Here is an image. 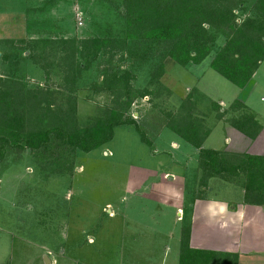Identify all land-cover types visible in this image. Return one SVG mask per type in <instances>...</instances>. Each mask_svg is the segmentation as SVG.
Returning a JSON list of instances; mask_svg holds the SVG:
<instances>
[{"label":"rangeland","instance_id":"1","mask_svg":"<svg viewBox=\"0 0 264 264\" xmlns=\"http://www.w3.org/2000/svg\"><path fill=\"white\" fill-rule=\"evenodd\" d=\"M255 1L242 0L237 23L256 16ZM123 7L124 0H0L3 79L41 89L40 98L53 99L54 110L67 108V99L74 97L81 127L121 108L116 92L106 86L113 75L128 73L134 90L142 94L124 110L136 124L117 127L112 141L92 152L33 151L14 142L6 147L0 159V264H73L71 259L119 264V249H114L120 248L122 233H132L135 226L141 228L143 250L157 251L160 264H176L182 240L190 241L188 222L195 202L199 207L203 201L224 202L228 213L243 201L244 176L212 178L201 186L198 150L171 127L192 121L209 132L205 149L264 156V62L239 89L210 66L225 37L217 38L212 54L199 65H176L158 46L144 55L137 43L115 42L125 39ZM92 38L110 42L88 65L81 61L76 79L69 66L67 71L59 67V45L53 50L54 66L46 65L51 59L34 65L26 52L18 71L11 72L2 59L16 52L20 41L68 39L78 51ZM6 40L14 42L3 44ZM64 48L68 51L70 45ZM243 114L261 125L255 139L232 126ZM183 184L191 206L186 203L181 219L174 205Z\"/></svg>","mask_w":264,"mask_h":264},{"label":"trees","instance_id":"2","mask_svg":"<svg viewBox=\"0 0 264 264\" xmlns=\"http://www.w3.org/2000/svg\"><path fill=\"white\" fill-rule=\"evenodd\" d=\"M241 5L242 0H124L125 39L115 42L137 43V47L144 49V55L158 46L171 62L185 67L202 63L212 54L217 38L225 37L224 45L210 66L234 86L244 89L264 62V0L255 1V17L237 23L236 10ZM13 42L6 40L3 44ZM109 42L101 38L84 40L77 51L75 41L68 39L20 41L17 51L5 53L2 59L5 64H10L11 72L18 71L23 59L21 53L26 52L34 65L51 59L46 65L54 66L53 50L59 45V53L63 56L59 67L67 71L66 66H69L76 79L83 67L81 61L86 62L84 66L88 65V59L107 48ZM66 45H70L68 51L64 48ZM42 67L47 72V67ZM7 78L0 77V159L12 142L19 149L33 151L55 149L89 153L112 141L117 127L136 124L124 110L142 94L134 90L128 73L113 75L112 81L106 82L108 85L105 83L108 90L116 92V101L120 102L121 108L110 110L84 127L78 124L74 97L67 99V108L54 110L53 99L43 101L40 98L41 89H27L18 80ZM122 99L124 102L120 101ZM213 107L219 109L215 103ZM231 123L250 139H255L261 130V125L248 114L233 119ZM184 124L183 128L172 126L171 130L198 150L199 169L203 175L201 186L207 187L206 181L212 178L227 180L244 176L241 187L243 204L264 207V156L205 149L203 144L209 132L192 121ZM236 263V256L193 250L189 248L187 238L182 240L178 264Z\"/></svg>","mask_w":264,"mask_h":264},{"label":"crops","instance_id":"3","mask_svg":"<svg viewBox=\"0 0 264 264\" xmlns=\"http://www.w3.org/2000/svg\"><path fill=\"white\" fill-rule=\"evenodd\" d=\"M183 187L184 184L180 186L182 189L179 190L180 193L177 194L174 205L177 209V216H179V212H182L181 219L185 218L184 206L188 202L184 199ZM202 203L204 204L199 207L195 202L192 208L191 203L188 202V205L191 206L188 222V229H190L188 246L190 249L236 256V264H243L244 257L246 264L252 263L255 257L263 261L254 260L252 264L264 263V207L244 205L241 200L235 210L227 213L224 202L203 201ZM212 208L215 209L213 214ZM211 219L214 221L211 222ZM139 230L141 228L135 226L130 229L132 233H124V235L122 233L120 248L114 249V251L119 249L117 251L119 264H160L157 251H153L151 248L143 250L140 246V236L142 235ZM173 238L174 236L171 238L172 242ZM196 242L198 245L195 244ZM118 253L114 254L113 252V256H118ZM177 256L179 259L178 252ZM70 261L73 264H91L88 259L87 261L81 259H71ZM176 264L178 263L176 262Z\"/></svg>","mask_w":264,"mask_h":264}]
</instances>
